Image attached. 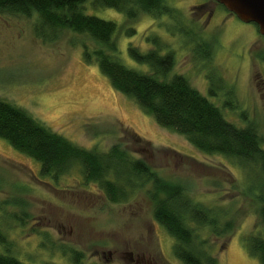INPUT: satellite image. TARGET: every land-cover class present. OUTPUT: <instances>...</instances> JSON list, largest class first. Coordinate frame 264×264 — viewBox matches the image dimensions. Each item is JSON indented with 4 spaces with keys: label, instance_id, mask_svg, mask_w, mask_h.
Listing matches in <instances>:
<instances>
[{
    "label": "rangeland",
    "instance_id": "1",
    "mask_svg": "<svg viewBox=\"0 0 264 264\" xmlns=\"http://www.w3.org/2000/svg\"><path fill=\"white\" fill-rule=\"evenodd\" d=\"M166 1L175 8V20L163 15L155 21L143 12L128 18L89 2L85 9L115 22L114 41L128 67L149 71L133 59L130 47L145 53L155 47L147 38L158 35L164 43L160 53L173 52L169 76L184 75L229 122L254 126L264 147V63L257 57L264 51V37L255 23L233 14L215 36L204 24V9L194 8H212L211 0ZM223 13L218 10L217 17ZM35 19L0 9V99L79 146L106 151L118 144L145 160L161 180L183 187L193 200L218 211L221 221L232 223L219 236L193 224L198 249L215 256L218 264H260L243 242L261 227L260 203L247 189L254 167L220 153H202L183 135L158 125L133 99L117 92L96 65L83 60L81 42H89L87 37L66 30L55 41L43 42L34 35ZM132 28L134 33L127 34ZM177 28L212 39L211 61L202 60ZM40 169L39 161L0 137V225L11 254L22 262L183 264L174 255V238L153 218L151 181L127 201L112 203L96 185L83 186L78 167L58 179L43 177ZM71 250L82 254L79 261L72 260ZM125 252L132 253L131 261Z\"/></svg>",
    "mask_w": 264,
    "mask_h": 264
},
{
    "label": "trees",
    "instance_id": "2",
    "mask_svg": "<svg viewBox=\"0 0 264 264\" xmlns=\"http://www.w3.org/2000/svg\"><path fill=\"white\" fill-rule=\"evenodd\" d=\"M87 2L93 7L113 8L128 18L143 12L155 21L163 15L175 20V8L166 0H0V9L28 17L34 14V35L43 42L55 41L66 30L87 37L89 42H81L83 60L96 65L117 92L133 99L158 125L183 135L202 153H220L242 165L254 167L258 178L256 174L251 176L253 181L247 189L260 203L261 227L256 226L243 242L248 253L264 264V147L256 128L239 127L229 122L221 109L193 87L184 75L169 76L175 64L173 52L160 53L164 43L156 34L147 38L155 46L153 49L143 53L135 46L130 47L133 59L140 65L146 64L149 71L125 65L114 41L117 25L112 20L88 13ZM194 8L204 9L205 5ZM176 31L184 37V42L192 41L196 45L194 48L202 54V60L211 61L212 39L192 33L190 29L177 28ZM132 33L134 28L127 31L129 35ZM257 57L264 63V51ZM209 94L215 95L216 88L210 87ZM133 135L140 138L135 132ZM0 137L39 161L43 177L58 179L78 167L83 186L96 185L112 203L127 201L151 181L155 201L153 218L174 238L175 257L183 264H218L215 256L197 248L192 225L207 227L219 236L229 232L232 223L221 221L218 211L193 200L183 187L161 180L145 160L134 157L118 144L106 151L84 148L2 99ZM10 246L0 225V264H26L11 254ZM80 257V252L71 250L74 262Z\"/></svg>",
    "mask_w": 264,
    "mask_h": 264
},
{
    "label": "water",
    "instance_id": "3",
    "mask_svg": "<svg viewBox=\"0 0 264 264\" xmlns=\"http://www.w3.org/2000/svg\"><path fill=\"white\" fill-rule=\"evenodd\" d=\"M243 22H253L264 37V0H214Z\"/></svg>",
    "mask_w": 264,
    "mask_h": 264
},
{
    "label": "flooded vegetation",
    "instance_id": "4",
    "mask_svg": "<svg viewBox=\"0 0 264 264\" xmlns=\"http://www.w3.org/2000/svg\"><path fill=\"white\" fill-rule=\"evenodd\" d=\"M211 2L214 4V7L209 8L206 7L204 8V13H203V18H204V24L205 26H210L211 29H213V31H209L208 33L215 35V33L219 32L216 31L217 28L220 29L221 25L228 19L230 18V16L233 15V13L229 12L227 9H225L223 7V5H221L220 3L211 0ZM205 5V4H204ZM220 8V9H219ZM218 10H221L223 13V15L218 18L217 14H218ZM217 18V20H215ZM209 27V28H210ZM217 36V34L215 35ZM109 255H112V251L108 250L107 252ZM125 256H128V259H130V261L132 260V253L131 252H125L123 253ZM134 264H143V262L141 263L139 260H136V262Z\"/></svg>",
    "mask_w": 264,
    "mask_h": 264
}]
</instances>
